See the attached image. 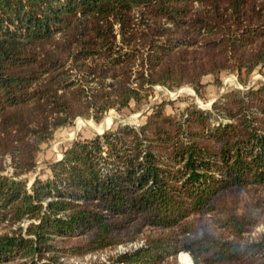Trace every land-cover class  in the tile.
<instances>
[{
    "label": "trees",
    "instance_id": "obj_1",
    "mask_svg": "<svg viewBox=\"0 0 264 264\" xmlns=\"http://www.w3.org/2000/svg\"><path fill=\"white\" fill-rule=\"evenodd\" d=\"M264 0H0V264H264ZM231 71L243 88L211 108L156 102L139 124L76 138L36 171L78 117L102 119L156 86ZM217 229L222 230L220 235ZM224 233H227L225 236Z\"/></svg>",
    "mask_w": 264,
    "mask_h": 264
},
{
    "label": "rangeland",
    "instance_id": "obj_2",
    "mask_svg": "<svg viewBox=\"0 0 264 264\" xmlns=\"http://www.w3.org/2000/svg\"><path fill=\"white\" fill-rule=\"evenodd\" d=\"M219 77L220 83H217L216 77L213 74L205 76L203 82L206 86L201 94H198L190 85H184L175 90H170L163 86H156L155 92L150 97L149 101H145L140 107H138L135 102H132L131 107L122 112L111 110L100 122H96L94 119L78 117L70 126L59 129L54 139L42 146L38 156L37 169L27 176L30 178L31 183L37 175L46 178L50 173V163L62 158L64 149L76 138L91 137L95 133L103 132L105 129L114 128L119 123H142L145 120L144 113L149 111L156 102L174 100V105H168L166 107L167 111L170 113H175L191 103H195L199 107L211 108L212 102L218 99L225 91L237 87L243 88L238 75L234 72L224 71ZM260 81H264V68L261 69L259 67L250 77L249 84L253 85ZM216 231H218L220 235H223L222 230L217 229ZM263 232L264 215L256 226L252 227L244 234V237L246 240L256 239L259 238ZM224 235L226 236L227 233H224ZM132 245L136 244L121 245L116 249H108L85 257H70L67 262L68 264H81L97 259L108 260L110 255L127 250L131 248ZM178 262L180 264H194L192 258L187 255H179Z\"/></svg>",
    "mask_w": 264,
    "mask_h": 264
},
{
    "label": "water",
    "instance_id": "obj_3",
    "mask_svg": "<svg viewBox=\"0 0 264 264\" xmlns=\"http://www.w3.org/2000/svg\"><path fill=\"white\" fill-rule=\"evenodd\" d=\"M105 130H106V129H105ZM105 130H104V131H105ZM104 131H103V132H104ZM103 132H98V133H100V134H101V133H103ZM62 157H63V155H62ZM34 180H35V179H34ZM34 180H33V181H34ZM32 183H33V182H32Z\"/></svg>",
    "mask_w": 264,
    "mask_h": 264
}]
</instances>
